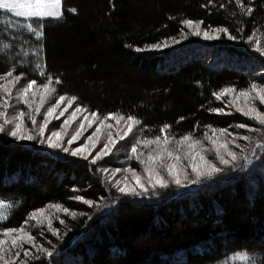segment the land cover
Returning a JSON list of instances; mask_svg holds the SVG:
<instances>
[{"label":"trees","instance_id":"obj_1","mask_svg":"<svg viewBox=\"0 0 264 264\" xmlns=\"http://www.w3.org/2000/svg\"><path fill=\"white\" fill-rule=\"evenodd\" d=\"M242 3L244 9L235 0H62V16L43 20L0 10V75L13 71L12 77L0 80L12 91L6 97L0 89V98L8 99L0 111L24 105L17 97L29 80L36 79L39 87L51 77L55 96H75L88 113L135 117L140 144L149 150L156 145L147 147L144 141L162 137L164 129L172 144L184 135L201 139L211 152L208 159L217 162L204 133L225 142L219 129L226 128L237 134L236 144L244 149L234 150L238 157L250 156L253 148L261 154L239 176L226 169L199 186L170 183L167 189L130 197L114 190L110 176L103 178L97 164L0 134V199L12 205L0 210V233L23 226L37 247L55 245L49 259L28 243L13 247L11 241L20 233L0 235L7 241L6 260L20 251L14 264H228L246 254L264 264V149L256 147L264 144V125L225 107L228 99L218 101L213 95L226 87L246 90L253 82L261 83L264 63L257 52L254 58L246 42L250 44V35L255 39L257 33L264 34V0ZM247 8H252L251 15ZM188 19L203 20L202 31L209 25V31L226 27L238 39L220 33V39L203 43L183 24ZM27 24H43L39 40ZM238 28L243 31L238 33ZM182 32L188 33L187 39ZM173 37L181 42L162 51H135ZM171 60L174 65L168 66ZM29 97L33 107L38 105ZM216 108L224 112L212 111ZM239 123L259 131L239 129ZM245 135L251 140L240 139ZM227 139L233 138L227 134ZM115 152L108 164L125 158ZM180 164L186 165L183 158ZM137 165L130 163L131 168ZM76 196L95 203L89 207ZM55 204L61 209L49 207ZM62 208L76 217L62 213L65 223L56 224ZM39 209L51 215L59 239L48 229L49 219L31 218ZM24 249H31L28 257Z\"/></svg>","mask_w":264,"mask_h":264},{"label":"snow or ice","instance_id":"obj_2","mask_svg":"<svg viewBox=\"0 0 264 264\" xmlns=\"http://www.w3.org/2000/svg\"><path fill=\"white\" fill-rule=\"evenodd\" d=\"M236 4L240 6V8L244 9V4L242 0H235ZM61 0H0V10L4 13H10L17 18H24L26 20L31 19L32 17H37L40 20H43L45 17H54L60 18L62 13L60 11ZM223 7V5H221ZM74 11V10H73ZM252 8H247L246 12L248 15H251ZM183 24L191 31V34L196 37H201L208 40H218L220 39V33L227 34V39L231 41H236L238 36L232 35L229 33L228 28L226 27H216L212 29L211 32L208 30L211 28L209 25L203 31L201 30V25L204 24L203 20L195 21L192 19H188L183 21ZM19 26V25H18ZM26 27L30 29L32 32L36 33L37 40L42 36L43 24H40L37 28H34L31 24H27ZM238 33H241L243 30L241 28L236 29ZM214 33V34H213ZM182 36L184 39H187L188 33L182 32ZM176 44H179L180 39L172 38ZM252 36L248 37V41H251ZM168 48V41L165 39L162 43L156 42L150 45H144L143 47H136V52H142L145 48L152 49H161ZM261 56H264V49H262L257 43L255 49ZM23 75V74H21ZM44 74L41 73V76ZM13 71H7L6 74L0 75V80H5L6 77H12ZM20 76L15 77L16 81H19ZM11 83V82H9ZM56 83L59 84L60 81L56 80ZM52 84V78L49 77L46 83L40 85L39 93L35 92L34 89L37 87V80L31 79L29 80L25 86H23L19 90L18 99L22 100V102L30 109L29 118L31 121L32 128H28L25 125V116L26 112L21 110L18 115L13 116L11 119L5 118L6 112L0 111V134L6 135L12 138L14 141L22 142L28 141L46 146L51 150H59L71 157L81 158L84 161H88L91 165H96L97 161L102 158L109 156L112 154L113 148H115L118 140H123L128 133L132 132V126L134 124L139 123V121L129 115L125 117L124 115L117 116L114 113H109L107 116L99 117L97 112H91L88 115L83 117V121L81 122L73 135L67 138V142L65 144V137L67 136V127L77 119V113L88 112L87 108L83 106H76L74 111L64 119L59 125L55 126V130H52L46 136V132L49 128V124L52 119L60 120L61 117L64 116L66 112H68L69 108H72L73 103L76 101V97L72 96L68 99L65 95H60L56 102L52 104L50 107L46 109V113L44 115L43 120L37 126V115L40 113L41 107L44 104V96L49 93H54L56 89L54 87H50ZM0 89L4 91L6 97L12 96L11 88L8 87L7 84H0ZM32 96L40 95L41 100L38 105L33 107V101L30 99L29 94ZM236 93V89L234 87H226L219 93H213L216 100H221V97L229 96L230 94ZM254 93V95H253ZM240 97H246L249 99V103L247 107H236V111L241 112L244 116L249 117L253 120H256L260 125H264V112L259 111L255 106V101L258 100L261 105H264V77L261 79V83H251L250 87L247 90H243L239 92ZM67 99V104L61 109V105L65 104ZM231 103L229 101L225 104V107H228V104ZM8 104L7 98H0V108H4ZM59 110V112H58ZM212 111L216 113H223L224 108H216ZM228 114V113H226ZM99 118L100 123L99 126L96 127L95 131L86 137V142L83 144H77V141L83 137V133L86 130L85 124L87 127L91 128L92 123L95 122ZM115 119L117 123L121 120L127 119L128 123L125 125V129L120 131L116 137L113 136L112 132L109 131L106 135V142L103 144V147L99 152L96 153L94 157H92V151L96 148L97 144L100 140V132L101 129L105 127L104 121ZM183 119V117H181ZM9 125H11L9 127ZM107 127L111 129L112 125L108 124ZM168 125H165L164 128H168ZM239 129L248 128L249 131H259L255 128H250L245 123H239L236 125ZM215 132L216 130L213 129ZM162 137L157 136L152 140H145L144 143L147 144H155L156 148L154 151L150 152L149 155L145 159H140L143 153L138 154L137 149L140 144V140L137 139L135 143L130 144V156L129 158L135 157L140 164L143 165V170L147 175V182H142V178L137 174V171L131 167L121 168L116 167L113 171V177L109 178V183L112 182V179L115 176V173L126 172L131 173L132 178L134 180V184L130 185L127 181L128 177L125 176L123 180H115V183L112 184L113 187L117 189L119 193L124 196L130 197H142L147 196L151 191H155L157 187L160 189L169 188L170 183L174 184L178 188H185L190 185L201 184V181L204 179H212L215 176L223 175L226 169H231L233 172L237 173L239 176L240 173H243L245 169L248 168L249 165L253 163V159L260 160L261 154L257 153L256 149L253 148L251 150V154L244 155L242 157H238L237 152L229 149L228 144L226 142H221L216 139L214 136H210L208 132L204 133V138L210 141V143L214 146V155L217 162H213L212 160L206 158L202 153L206 152L207 149L204 147L201 139H194L191 135H184L180 139L175 141V145L169 147V138L167 134L164 132V129L161 130ZM221 134L227 133L228 136H231L232 142L235 143L236 135L233 132H229L228 129H219ZM240 139L245 141H250L251 137L245 135L240 137ZM76 144L75 147L73 145ZM187 145V153L184 158L188 159V165L183 166L180 164L182 157L179 155V151L181 147ZM236 148H239L241 152L244 149L240 144H235ZM257 148L264 149V144L256 145ZM89 157H92L89 160ZM242 160V162H240ZM165 161H170V163H165ZM239 165V166H238ZM190 168V173L189 169ZM162 170L167 172V178L162 175ZM99 172L104 173L107 176L109 169L106 167H101L98 169ZM75 191V189H73ZM77 201H82L83 204L92 207L94 205V201L91 199H86L83 196L74 197ZM11 204H6L4 200L0 199V210L5 207H11ZM49 207H55L57 210L61 209V205H49ZM63 211L70 215L72 218L76 217V212L69 211L68 208H64ZM44 213V209H39L33 211L30 215L31 218L35 219L37 216H42ZM2 214V213H0ZM81 215H87V213H81ZM91 216H88V219H91ZM60 224H64L65 221L61 219ZM48 229L51 231L53 236H56L58 239L60 238V232L58 229L52 227L51 219L48 220ZM13 233H20L19 237H14L11 241L13 247H21L23 243H28L31 245V248H34L37 252L46 253L47 257L51 259L53 257V249L55 245H52V241L49 240L48 244L52 245V248L43 247L42 245L37 247L35 244V237L31 234L26 233L23 226L19 228H6L3 233L5 237L11 236ZM67 233H65L66 235ZM7 241L5 239H0V261L3 264H14L15 258L20 256V251L15 252V257L10 261L5 259V248L3 247ZM31 253V249H24V256L28 257ZM39 259V256L35 257ZM241 259L247 261V264H258L255 259L248 258L247 255H243Z\"/></svg>","mask_w":264,"mask_h":264},{"label":"rangeland","instance_id":"obj_3","mask_svg":"<svg viewBox=\"0 0 264 264\" xmlns=\"http://www.w3.org/2000/svg\"><path fill=\"white\" fill-rule=\"evenodd\" d=\"M60 11L62 13V0H61ZM32 18H37V17H32ZM45 18H54V17H45ZM193 37H194V39H196L198 41H201L203 43L205 41L202 38V36L201 37H196V36L193 35ZM167 41H168L169 47L172 46L175 43L174 40H172V39L167 40ZM246 43H247V46L249 47V49L252 52L255 53L254 58L256 59V57L259 56V58H258V59H260L259 61H262L264 63V56H261L258 52H257V54H258V56H257L256 51L254 50L255 47H256V45H257V43H259L260 47L262 49H264V34L263 33H257L256 34V38L255 39H251L250 44L248 42H246ZM154 50H156V51H162L163 50V47L161 49H154ZM229 61H231V60L229 59ZM232 61H235V60H232ZM170 62L171 63H167L168 66L174 65V60H171ZM242 65H245V64H242ZM263 73L264 72H262V74H261L262 77H264V74ZM253 83H258V82H253ZM50 87H52V86L50 85ZM34 91L37 92V93H39L40 86L39 87H36L34 89ZM240 91H243V90H237L236 89V93L230 94L229 96L221 97V99H223V100H225V99L227 100L228 99L227 100V103L229 101H231V103H229L228 105H229V107L232 110L233 109L236 110V107L237 106H239V107H247L248 106V103H249V99L246 98V97H240L239 96V92ZM29 95H31V93ZM253 95H254V93H253ZM59 96L60 95H56L55 96V93H49L46 96H44V104L41 107L40 113L37 115V126H39V124L43 120L44 115L46 113V109L48 107H50L52 104H54L56 102V100L58 99ZM34 97L36 98L37 104H39L40 103V100H41V96L40 95H35ZM67 98L70 99L71 97H67ZM254 103H255L256 108L259 109V111L264 112V105H261L258 100H256ZM66 104H67V99L65 101V104H62L61 105V109ZM24 106H25V104L22 105L21 107L15 108V110L11 109V110H8V112L5 111L6 112V117L5 118L11 119L13 116L18 115L19 111L23 110V111H25L27 113L26 116H25V125L28 128H32L31 121H30V118H29V115H28V114H30V111L26 107H24ZM76 106H78V103L75 101L73 103V105H72V108H69L68 112H66L64 114V116L60 118L59 121L56 120L55 118H53L52 121H51V123L49 124V128H48L47 132L50 133L52 130H55V126L59 125L64 119H66L74 111V109H75ZM58 112H59V110H58ZM88 114H89L88 112L77 113V119L75 121H73L67 127V129H66L67 136L65 137V144L67 142V138L70 137L71 135H73L75 133V131L77 130L79 124L81 122H84L83 121V117L85 115H88ZM250 120L255 121V120H253L251 118H250ZM0 122H2V120H0ZM99 123H100V120L97 119L95 122L92 123V127L91 128L87 127V124H85V129L86 130L83 133V137L80 140L77 141V144H83V143H85L86 142V137L89 136V135H91L95 131L96 127L99 126ZM104 123H105V127L101 129V132H100V140H99V143L97 144L96 148L92 151V157H94L96 155V153L99 152L101 150V148L103 147V144L106 142V135H107V133L109 131H111L112 134H113V136L116 137L117 134L120 131L126 130L125 129V125L128 123V121H127V119H125V120H121V121H119V123H117V121L115 119H110L109 121H107V120L104 121ZM108 124H111L112 125L111 129H109L107 127ZM10 126L11 125H9V127ZM138 127H139V124L138 123L137 124H134L132 126V132L128 133L127 136H125V138L123 140H118V142L116 143L115 148H113V150H112V154L109 155V156H106V157L102 158L99 161H97L98 169L101 168V167H106V168L109 169V172H108V175L110 176L109 178H112L113 177V171L112 170H114L116 167L128 168V167H130V163L132 161H134L135 163H138V165L137 166H134L133 169H135L137 171V174L141 176L142 182H145V183L147 182V175H146V173L143 170V165L140 164L139 161L135 157H133L131 159L129 158V156H130V144L131 143H135V141L137 139H139L141 141V138H140V135H139V133H140L141 130ZM222 139H224V141L228 144L229 149H231L233 151L237 149V148H235V144L237 143V141L235 140V143H233L231 140L227 139V134L226 133L223 134ZM174 141H176V140H174ZM150 145L151 144H148L147 147H150ZM174 145L175 144H172V142L169 141V145H168L169 147L174 146ZM75 146H76V144L73 145V147H75ZM183 147H181V149ZM205 148L207 149V151L204 152V153H202V154L205 155L206 158H208L209 157V154H211V152H209L210 150L208 149V146H206ZM117 149L122 150L123 153L121 151H116ZM152 150L153 149L149 150L148 148H146V146H141V144H139L138 149H137V152H138V154L143 153V155H141L140 159H145L149 155V153L152 152ZM187 151H188V149H187V147H185L181 152H179V155L183 158V160H184V162L186 164L185 166L188 165V159L187 158H184L186 156ZM114 152L116 154H117V152L118 153H121V154H117V155H121L122 157L125 156V158H121V160H119L117 164H108V160L107 159H109L110 156H113ZM235 152H238V151H235ZM65 155L67 157L73 158V157H71V156H69L67 154H65ZM92 157H89V160H91ZM78 159L79 160H83L81 158H78ZM188 170H189V173H190V168ZM101 174L103 175V178H105V174L104 173H101ZM162 175H164L167 178V172L166 171L162 170ZM125 176L128 177L127 181H125V182L129 183L130 185H133L134 184V180H133L132 174L130 172L129 173H126V172L115 173V176L112 179L111 184H114L115 183V180H123ZM113 188H114V190L117 191V189L115 187H113ZM62 213L63 214H66L63 211V208H62L61 216H58L57 217L58 219L55 220V223L56 224L57 223H60L59 221L62 219ZM40 217H41V219H43V221H47V219H49L51 217V215L49 213H46L45 215L39 216V219H40ZM19 236L20 235L18 234L17 237H19ZM241 257L242 256H239V257H236V258L232 259L228 264H247V261L244 260V259H241Z\"/></svg>","mask_w":264,"mask_h":264}]
</instances>
